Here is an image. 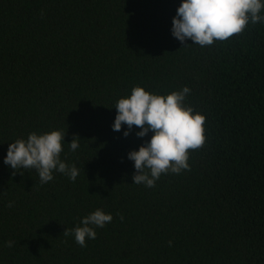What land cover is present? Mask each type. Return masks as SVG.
Masks as SVG:
<instances>
[{
	"label": "trees",
	"instance_id": "16d2710c",
	"mask_svg": "<svg viewBox=\"0 0 264 264\" xmlns=\"http://www.w3.org/2000/svg\"><path fill=\"white\" fill-rule=\"evenodd\" d=\"M180 2L0 0V264H264V22L182 44ZM137 85L187 86L206 118L189 169L151 188L127 153L152 133L112 129ZM54 129L78 140L61 152L75 181L3 162L9 143ZM97 208L113 220L81 247L72 230Z\"/></svg>",
	"mask_w": 264,
	"mask_h": 264
},
{
	"label": "clouds",
	"instance_id": "9594fccd",
	"mask_svg": "<svg viewBox=\"0 0 264 264\" xmlns=\"http://www.w3.org/2000/svg\"><path fill=\"white\" fill-rule=\"evenodd\" d=\"M264 0H181L176 15L172 18V35L182 44L190 39L200 46L212 45L216 40H225L242 32L249 24L264 22ZM189 87L167 94L134 86L131 93L119 98L115 104L116 115L113 131H121L127 137L133 126L139 128L135 134L143 138L149 132L150 139L138 149L127 153L134 162V184L154 187L164 173L179 174L189 169V150L201 147L205 142V116L185 103ZM65 134L59 129L48 132H31L27 138L9 143L4 163L13 170L35 169L41 184L53 180L59 172L75 181L79 169L61 159L63 145L72 151L79 147L74 137L65 142ZM9 207L12 202H9ZM123 219V216H121ZM113 220L111 213L97 208L84 216L73 230L75 242L81 247L97 236L96 228H103ZM12 241L6 245L11 247Z\"/></svg>",
	"mask_w": 264,
	"mask_h": 264
}]
</instances>
